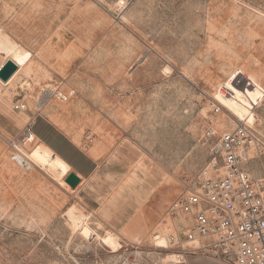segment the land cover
I'll return each mask as SVG.
<instances>
[{
	"label": "rangeland",
	"instance_id": "1",
	"mask_svg": "<svg viewBox=\"0 0 264 264\" xmlns=\"http://www.w3.org/2000/svg\"><path fill=\"white\" fill-rule=\"evenodd\" d=\"M8 58L18 69L0 81V264H172L154 234L172 231L173 199L223 172L206 131L238 124L216 88L235 68L264 87V0H0V67ZM35 116L59 129L44 142L100 156L98 209L72 194L61 156L21 136ZM240 123L259 137L244 168L264 177V98Z\"/></svg>",
	"mask_w": 264,
	"mask_h": 264
},
{
	"label": "built area",
	"instance_id": "2",
	"mask_svg": "<svg viewBox=\"0 0 264 264\" xmlns=\"http://www.w3.org/2000/svg\"><path fill=\"white\" fill-rule=\"evenodd\" d=\"M57 97L66 99L61 93ZM13 106L26 108L24 103ZM31 134L30 122L21 136L28 139ZM206 136L214 138L211 153L221 161L223 172L202 180L168 206L172 231L165 236V246L179 257L172 264H189L191 255H209L228 264L231 258V264H264V177L251 178L244 168L259 137L246 123L219 135L208 129ZM12 159L20 166L25 163Z\"/></svg>",
	"mask_w": 264,
	"mask_h": 264
},
{
	"label": "bare ground",
	"instance_id": "3",
	"mask_svg": "<svg viewBox=\"0 0 264 264\" xmlns=\"http://www.w3.org/2000/svg\"><path fill=\"white\" fill-rule=\"evenodd\" d=\"M13 56L18 63L22 64L27 58L28 53L23 48H19ZM221 86L225 88V90L217 87L214 92V100L224 109L229 111L231 115L235 116L238 123L241 121L245 122L252 114L255 107L259 105L264 98V87L261 86L252 75L241 68H235L223 81ZM13 155L19 157L21 161H25L26 165L30 164V166H32L31 160L26 155ZM71 172L72 170H70L64 178H66ZM86 230L87 232L83 230L82 233L85 234L86 232L90 238L94 235L97 236L93 229L86 228ZM155 239L158 240L156 241L157 247L166 248L165 238L156 237ZM102 241L112 252H115L120 248V244L109 233H106L103 236ZM178 259L179 257L177 254L173 253L167 254L165 258L166 261L171 262Z\"/></svg>",
	"mask_w": 264,
	"mask_h": 264
},
{
	"label": "crops",
	"instance_id": "4",
	"mask_svg": "<svg viewBox=\"0 0 264 264\" xmlns=\"http://www.w3.org/2000/svg\"><path fill=\"white\" fill-rule=\"evenodd\" d=\"M36 123L37 120L35 116L32 121V133L38 139H40V141H43V143L47 144L53 150V153L56 152L55 154L58 157L61 156L67 162V164L71 166L72 171L79 176L80 180L78 184L74 188H71L72 194L74 193L75 195H78V197L84 202V205H86L87 211L88 209L89 211L98 209L97 205L99 204V201L97 199V195L95 194V190L97 189L96 180L98 179L99 175L98 169L100 167L98 159L100 158V156L94 157L78 145L72 143V141H70L69 139H66V145H70L72 147V151L78 154V158L84 160L83 163H85L86 166L81 167V165L77 162V157H71L66 152H64L65 147H62L63 143H59L62 141L53 143L50 140H48L49 142L46 140V142H44L45 138L48 139L46 133L47 129L50 128V131L48 130V132L52 131L53 133H56L59 130L57 129V127H54L51 123H47V125H45L44 127L38 128L36 127ZM50 126H52V128ZM154 212L156 213V210H154Z\"/></svg>",
	"mask_w": 264,
	"mask_h": 264
},
{
	"label": "water",
	"instance_id": "5",
	"mask_svg": "<svg viewBox=\"0 0 264 264\" xmlns=\"http://www.w3.org/2000/svg\"><path fill=\"white\" fill-rule=\"evenodd\" d=\"M17 69L18 65L13 59H6L4 64L0 67V81L6 83ZM64 180L70 187L74 188L78 184L80 178L72 171Z\"/></svg>",
	"mask_w": 264,
	"mask_h": 264
}]
</instances>
